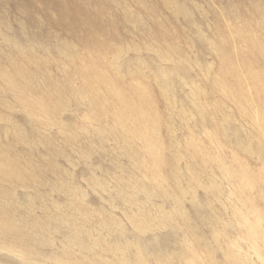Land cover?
<instances>
[{
	"label": "rangeland",
	"instance_id": "obj_1",
	"mask_svg": "<svg viewBox=\"0 0 264 264\" xmlns=\"http://www.w3.org/2000/svg\"><path fill=\"white\" fill-rule=\"evenodd\" d=\"M65 1L75 19L62 23L84 18L85 30L25 18L38 0H0V74L28 69L38 92L23 96L59 99L27 108L0 93V153L5 138L26 178L0 182L12 233L0 264H263L264 93L242 68L264 48L261 0ZM89 60L88 82L100 73L151 100L159 121L146 144L111 94L98 102L85 88ZM150 153L162 156L158 176Z\"/></svg>",
	"mask_w": 264,
	"mask_h": 264
},
{
	"label": "bare ground",
	"instance_id": "obj_2",
	"mask_svg": "<svg viewBox=\"0 0 264 264\" xmlns=\"http://www.w3.org/2000/svg\"><path fill=\"white\" fill-rule=\"evenodd\" d=\"M33 1L34 0H16L15 3L24 8H29L30 6L29 4L32 3ZM38 1H40L41 3L38 7L40 10L38 9L37 11H29L27 13H22V15L25 18L33 16L34 13L37 12L39 14L41 13L43 17L49 16L48 18L49 20L52 21L51 25L53 27L70 29V30H77V29L85 30L86 29V23H84L85 22L84 18H81L79 20L80 23H62L63 21H66L68 19H75L73 16H69L63 13L66 7H68L69 5L67 1L65 0H38ZM261 4H263L264 6V0H261ZM86 37L89 40L97 39L96 35L93 33H89ZM115 38L116 36L113 39ZM246 40L249 41V38L246 37ZM253 44L254 43H252V45ZM12 50L17 51L18 49H12ZM17 54L19 55V59L17 60V63L23 64L24 67H27L29 62H34L36 60V59L32 60L31 58L23 54H20L18 52ZM255 54H256V57L253 56L255 63L254 62L244 63L242 65V68L246 70L245 73L247 75V80L249 81V83L251 82L253 84V87L256 90L262 91L264 93V48L263 47L258 48ZM1 59L0 61H3V59L2 60ZM8 60H9V57L7 59V62ZM259 60L261 61L260 63H258ZM90 63H92L91 60H89L88 64L82 70L79 68V73L84 79L85 77L89 76L88 69H89ZM254 64L259 65L257 67L258 74L256 73L257 74L256 76L249 72L251 65H254ZM40 65L41 64L37 62V66L39 68H40ZM12 72L15 73V76L13 77H7L6 71L1 72L0 76L4 80V86L0 87V93H2V91L6 88L13 91L15 100L19 104V106H26L27 108L31 106L40 107L41 105L45 106L46 104H57L59 102V99L55 96L50 97V96H46L42 94L40 97L37 96L36 99H31V98L27 99L25 96L22 95V91L24 88H29L31 94L38 92L36 90L37 86L33 88V86L36 85V76H34V73H30L28 69H25V68L20 69L18 65L12 68ZM44 72L48 73L46 70ZM46 76L45 75L43 76L44 81L41 79L44 82L42 83V85H48L49 87H53L51 85V79L49 77L46 78ZM98 76L100 78L99 83H91V82H88L86 79L84 82L85 88L88 90L90 94H93V99L95 101L101 102L102 100H104V97L101 96V93L104 92V93L111 94V99H108V100L112 101V104L118 105L124 108L120 110L119 113L117 114L118 120L123 121V120H128V119L130 120L138 119V124L134 127L133 131L137 135L140 136L141 140L145 144L146 142L150 141L151 136L154 134V130H155L154 127L158 124V121H159L158 116L156 115L154 110L150 107L151 100L145 97L142 91H139L135 88H129L126 93H122L116 84H113L112 86L109 80L103 77L100 73H98ZM42 87L43 86L38 87V88L43 89ZM51 93H53V91H51ZM238 98H243L245 102L247 101L246 96H244L243 94L239 93ZM260 125L261 124H259V128H261ZM4 140L7 146H6V149L0 153V158H1L0 182H8L11 184L18 183V182H26V178L23 175L19 167V164L21 163H19L16 155L13 154L11 147L9 146V142L5 138ZM199 158L200 157H194L192 161L198 160ZM149 160H150L149 168L151 169L153 175L158 176L159 171L157 170L161 168L162 166H164L162 156L150 153ZM26 167L27 165L25 166V168ZM1 217L2 215L0 214V220H1ZM32 225L34 229L36 230L38 229L36 224H32ZM245 228L247 230H250L254 236L258 235V231H259L258 225L252 226L249 223H247L245 224ZM10 235H12L10 225L7 223L3 224L0 221V236L6 238ZM13 242H16L19 245L22 244L18 240H15ZM37 244L41 245V243L39 242H37ZM90 264H93V263H90Z\"/></svg>",
	"mask_w": 264,
	"mask_h": 264
}]
</instances>
